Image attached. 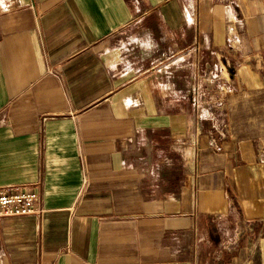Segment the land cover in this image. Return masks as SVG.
Wrapping results in <instances>:
<instances>
[{"label":"crops","instance_id":"crops-1","mask_svg":"<svg viewBox=\"0 0 264 264\" xmlns=\"http://www.w3.org/2000/svg\"><path fill=\"white\" fill-rule=\"evenodd\" d=\"M262 145L264 0H0V264H264Z\"/></svg>","mask_w":264,"mask_h":264},{"label":"built area","instance_id":"built-area-1","mask_svg":"<svg viewBox=\"0 0 264 264\" xmlns=\"http://www.w3.org/2000/svg\"><path fill=\"white\" fill-rule=\"evenodd\" d=\"M229 41L239 42V38L236 35V29L234 26L228 28ZM219 74L215 73L212 75L213 79H216ZM203 94L198 93V89L193 96L192 102L196 111L200 113L203 120H211L214 122L213 128L218 131V138H224L226 136L227 122L224 114H217L213 108L216 106L220 108L222 101L218 99L216 102L211 104L207 103L206 109L202 106ZM211 112L206 115V112ZM224 112V111H222ZM209 144L217 151L221 149L217 137L211 134L209 138ZM258 159L264 162V145L257 150ZM41 197L37 187L29 186H1L0 185V219L6 217H18L30 214H39L42 212L41 208Z\"/></svg>","mask_w":264,"mask_h":264},{"label":"rangeland","instance_id":"rangeland-1","mask_svg":"<svg viewBox=\"0 0 264 264\" xmlns=\"http://www.w3.org/2000/svg\"><path fill=\"white\" fill-rule=\"evenodd\" d=\"M203 105H204V106H202V107H203V109H206V108H207V106H205V104H203ZM260 147H261V146H260ZM260 147H258V146H257V150H258V149H260Z\"/></svg>","mask_w":264,"mask_h":264}]
</instances>
